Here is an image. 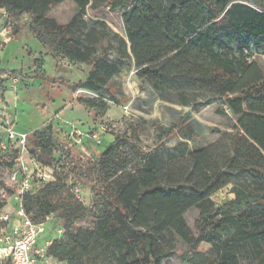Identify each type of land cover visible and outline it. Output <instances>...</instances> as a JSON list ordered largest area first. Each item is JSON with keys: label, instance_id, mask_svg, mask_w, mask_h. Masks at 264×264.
Segmentation results:
<instances>
[{"label": "trees", "instance_id": "16d2710c", "mask_svg": "<svg viewBox=\"0 0 264 264\" xmlns=\"http://www.w3.org/2000/svg\"><path fill=\"white\" fill-rule=\"evenodd\" d=\"M67 1L77 13L60 25L49 14ZM105 8L121 13L123 37L102 22L84 20L87 10ZM0 9L8 18L28 16L38 42L87 65L86 77L70 83L71 88L118 104L122 91L114 78L131 60L160 101L192 111L219 102L216 113L230 129L216 144L190 147L188 142L204 135L202 125L187 113L159 130L165 142L181 138L173 152H166L163 142L151 155L131 159L121 136L96 151L84 171L66 163L53 169L28 149L53 169L51 182L20 197L33 223L52 216L51 226L63 231L47 247L48 259L163 264L177 255L182 264H264V75L250 59L251 53L264 55V0H0ZM111 50L115 59L109 57ZM2 76L23 78L18 71L0 70ZM77 102L97 116L107 110L96 99ZM29 140L38 150L53 149L50 127ZM17 157L16 149L0 147V213L7 204L1 196L16 191L7 182ZM83 181L90 187L88 206L73 192ZM227 186L232 198L217 205L212 196ZM190 210L197 211L194 231L185 218ZM179 242L183 249L177 253ZM202 244L211 250L199 252Z\"/></svg>", "mask_w": 264, "mask_h": 264}, {"label": "rangeland", "instance_id": "374dc122", "mask_svg": "<svg viewBox=\"0 0 264 264\" xmlns=\"http://www.w3.org/2000/svg\"><path fill=\"white\" fill-rule=\"evenodd\" d=\"M1 10V9H0ZM1 12V11H0ZM2 13V12H1ZM77 11L70 2H64L54 8L49 16L60 25L71 22ZM0 32L6 30L11 38L6 44L0 43V70L18 71L23 78L8 80L0 77L3 86L0 87V142L5 144L7 131L32 135L50 127L53 138V149L38 150L29 140V151H35L39 159L54 167L66 163L70 167H81L84 171L92 161L96 151L102 152L114 140L125 136L126 149L131 157L139 153L151 155L154 149L163 142L160 136L161 128H168L178 119L190 114V118L203 127V138L188 142V146L206 148L223 140L230 129L226 121L217 115L216 110L221 106L219 102L203 106L197 110L190 107H181L160 101L151 84L138 76V72L131 60H125L119 75L114 82L121 87L122 96H118V104L110 101L107 96H96L91 93L71 88L70 83L83 80L88 74L86 64L75 63L60 57L42 45L29 31L30 19L26 15L7 17L1 16ZM86 22L95 21L104 23L108 30L124 36L121 13H112L107 8L99 11L87 10L84 17ZM103 40L101 47L107 46ZM109 57L115 59L111 50ZM250 59L255 61L264 75V55L250 54ZM56 79L55 82H43L40 77ZM66 83H61L60 79ZM82 99H96L106 105V112L102 116L77 102ZM219 133L212 134L210 131ZM93 135H98L101 144L97 147ZM178 136H173L165 142L166 152H173ZM73 182V180H72ZM8 186L12 184L8 180ZM80 200L85 206L90 204V187L85 182H80ZM231 186L219 190L212 196L217 205L232 198ZM3 196V195H2ZM5 196V195H4ZM6 197V196H5ZM7 198V197H6ZM12 199H7L4 211L13 216ZM187 224L194 231L197 220V211L190 210L186 213ZM51 225V223H50ZM0 225V235L2 233ZM49 227V226H48ZM47 230L52 237L51 230ZM183 245L179 242L177 253ZM211 247L202 244L199 252H209ZM163 264H182L175 255Z\"/></svg>", "mask_w": 264, "mask_h": 264}, {"label": "built area", "instance_id": "2783aa9c", "mask_svg": "<svg viewBox=\"0 0 264 264\" xmlns=\"http://www.w3.org/2000/svg\"><path fill=\"white\" fill-rule=\"evenodd\" d=\"M0 11L2 12H0L1 21L4 11ZM10 38L8 31L0 32V43L6 44ZM93 140L97 146L101 144L98 135H93ZM28 143V133L8 130L5 144L1 143L0 145L2 150L11 148L18 151L15 171L9 177V182L16 186V191L7 198L1 196L6 203L7 199H12L14 205L13 216L5 211L0 213V222L6 225L0 235V264L5 262L9 264H60L48 259L46 250L53 239L62 236V229L52 226V237L49 236L46 242L39 246V239L50 229L52 216L47 217L43 223L35 224L25 215L21 207L20 197L22 195L34 192L37 184L49 183L53 180V169L43 166L28 153ZM80 191L81 187L78 185L73 189L76 198L79 200Z\"/></svg>", "mask_w": 264, "mask_h": 264}, {"label": "crops", "instance_id": "0c3cea01", "mask_svg": "<svg viewBox=\"0 0 264 264\" xmlns=\"http://www.w3.org/2000/svg\"><path fill=\"white\" fill-rule=\"evenodd\" d=\"M48 237H49L48 232H46L45 235L42 236V237L39 239V241H38V245H39V246H42V245L46 242V240L48 239Z\"/></svg>", "mask_w": 264, "mask_h": 264}]
</instances>
